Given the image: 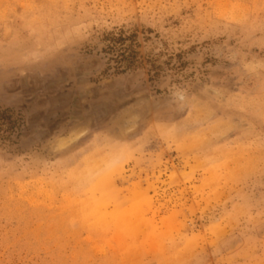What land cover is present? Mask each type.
<instances>
[{
    "label": "rangeland",
    "instance_id": "1",
    "mask_svg": "<svg viewBox=\"0 0 264 264\" xmlns=\"http://www.w3.org/2000/svg\"><path fill=\"white\" fill-rule=\"evenodd\" d=\"M0 264H264V0H0Z\"/></svg>",
    "mask_w": 264,
    "mask_h": 264
},
{
    "label": "trees",
    "instance_id": "2",
    "mask_svg": "<svg viewBox=\"0 0 264 264\" xmlns=\"http://www.w3.org/2000/svg\"><path fill=\"white\" fill-rule=\"evenodd\" d=\"M115 39L120 41V40H124L125 38L122 35H120V36L116 37Z\"/></svg>",
    "mask_w": 264,
    "mask_h": 264
}]
</instances>
